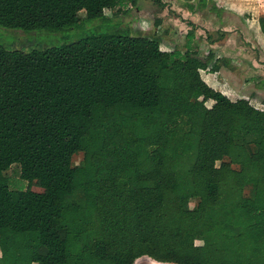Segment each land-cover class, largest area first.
Wrapping results in <instances>:
<instances>
[{"label":"trees","instance_id":"16d2710c","mask_svg":"<svg viewBox=\"0 0 264 264\" xmlns=\"http://www.w3.org/2000/svg\"><path fill=\"white\" fill-rule=\"evenodd\" d=\"M137 3L0 0V26L60 32ZM194 39L166 51L126 27L0 45V264H264V110L204 81L220 60Z\"/></svg>","mask_w":264,"mask_h":264},{"label":"rangeland","instance_id":"374dc122","mask_svg":"<svg viewBox=\"0 0 264 264\" xmlns=\"http://www.w3.org/2000/svg\"><path fill=\"white\" fill-rule=\"evenodd\" d=\"M208 5L211 6V8L203 11L207 17L212 18L211 22L215 23L213 26L207 22V20L209 21L207 17H202L200 14L194 16L196 17L194 19H197L198 21V23H196L197 26L195 25V32L196 37L201 40V52L203 54H208V50L210 49H219L224 53L223 55L225 58L237 60L233 61L231 64L230 62L227 63L228 61L225 63L219 61L218 64L220 70L218 72L211 70L202 72L203 75H206V79L210 81L207 82L208 85L215 89H219L218 86H221V91L227 94L232 100H238L240 98L253 100L252 102L255 103L257 107L264 110V90H259V87H255L260 86L261 83H263L260 87L264 88V56L260 57V52L258 53V56L255 53V51L258 50L257 46L259 45V48H261V44H264L263 35L257 27V14L254 17L253 13H251V19L254 18V20L252 21L253 25H251L249 32L244 28L243 23L233 21L230 17L224 14L225 11H233L236 15L240 14L241 10L254 11L255 9L253 7H256L255 1L208 0ZM137 6H139L141 10H138L137 7H133L132 9H129L127 12L128 14L123 18H116L112 15H108L107 19L100 18L87 23H84L85 13L82 12L80 14V20L84 25L80 24V26L60 32H51L47 30L26 32L17 29H7L0 26V45L9 50L28 53L34 50H44L51 47L70 44L93 33H105L114 28L123 29L126 27L130 28L131 31L136 30L144 34L156 31L161 35H164L163 28L161 27L158 29V26L154 24L155 20H160L159 18L164 21H167L168 19L167 17L158 14L161 12L159 10L160 6L156 5L154 0H138ZM218 14L220 15V20L226 18L223 26L219 25L220 20ZM136 17L139 18V21L134 20ZM127 24H130L131 27ZM163 25L164 29L168 26L167 23ZM183 27L187 29L193 28L191 26L187 27L186 25ZM171 37L173 38L174 35ZM177 44L178 41H164L162 49L170 51L174 48V45ZM262 51L264 52V49H262ZM221 57L222 55H220V58ZM229 64L230 66H228ZM209 78H211V80ZM214 78H216L219 83H216ZM254 92L256 95L255 97H252ZM81 159L82 155H79L75 158V161L79 163ZM6 174L7 177L10 178L13 187L28 188V183L22 181L20 178L19 166H13ZM32 189L36 192H42L40 188L35 186H33ZM194 204L195 203L192 202L191 206L193 207ZM135 264L161 263H157L148 257H143L138 259Z\"/></svg>","mask_w":264,"mask_h":264},{"label":"crops","instance_id":"0c3cea01","mask_svg":"<svg viewBox=\"0 0 264 264\" xmlns=\"http://www.w3.org/2000/svg\"><path fill=\"white\" fill-rule=\"evenodd\" d=\"M161 1L164 3V7L163 8L160 7L159 10L161 12L158 13V14H161L162 16L167 17L168 19H167V21H164V20H161V18H159L160 20H155L154 21V24L156 26H158V29H160L161 27L163 28L164 41H166V42L167 41H177V40H180V41H183L184 40L185 41L186 36L188 35V33L191 30H193L195 32V28L197 26L196 23H198V21H197V19H194V18H196L194 16H196V15L198 16V14H200L202 17L203 16L207 17L204 14V11L203 10H207V9L209 10L211 8V6H209V5L207 7H205V9H200L197 6V7H193V10H191L190 9V5L189 4H186L182 0H161ZM251 1L252 2L255 1L256 7H253L255 9L254 11L253 10H250V11H247V10L242 11L241 10L240 14H238V15H236V13L233 12V11H225L224 12V14L226 16L230 17L233 21H238V22L243 23L244 28L248 32L250 31L251 25H253L252 24V21L254 20V18L251 19V17H252L251 16V13H253L254 17L257 14L256 17H257V21H258V19L261 16V14H263L262 9H263V4H264V0H251ZM221 12H223V11H221ZM218 17H219V20H220V15L219 14H218ZM207 18L209 19V21L207 20V22L210 23V25L213 26L215 23L214 22H211L212 21V18H210V17H207ZM225 19L224 20H220V22H219V25L220 26H223L225 24L224 23L225 22ZM165 23H167L168 26H166V28L164 29V25L163 24H165ZM173 25H175V26H173ZM182 25L183 26L186 25L187 27H190L191 26L193 28H191V29L188 28L189 29L188 30L187 28L183 27ZM257 27H258V29H260L258 22H257ZM157 33L160 34L159 32H157ZM172 35H174L175 38L174 37L172 38L171 37ZM263 38H264V35H263ZM194 42H195L194 45H193L194 47H197L201 43V40L196 37V32H195ZM261 45H262L261 48H259V45H258L257 46L258 47V50L255 51V53L257 54V56H258V53L260 52V57L264 56V52L262 51V49H264V44H261ZM200 49H202V46L200 47ZM210 50H213V49H210ZM210 50H208V52ZM213 51H215V59L216 60L223 61L224 63L228 61L227 63L230 62V64L233 61H237L236 59H228V58H225L224 55H223L224 53H222L219 49L218 50H213ZM204 55L206 56L207 54H204ZM220 55H222L221 58H220ZM230 64L228 66H230ZM204 72H207V71H204ZM205 76L206 75H203V73H202V77H203L204 81H206V83L207 82H210L208 79H206ZM209 79L211 80V78H209ZM214 80H215L216 83H219L216 78H214ZM262 84L263 83H261V85ZM260 86H255V87H259L258 88L259 90H264V88H261ZM218 88L219 89H216V90L221 91V89H220L221 86H218ZM221 92L223 94H225L223 91H221ZM225 95L227 96V94H225ZM255 95L256 94L254 92L252 94V97H255ZM233 101H236V100H233Z\"/></svg>","mask_w":264,"mask_h":264},{"label":"built area","instance_id":"2783aa9c","mask_svg":"<svg viewBox=\"0 0 264 264\" xmlns=\"http://www.w3.org/2000/svg\"><path fill=\"white\" fill-rule=\"evenodd\" d=\"M263 14H264V4H263Z\"/></svg>","mask_w":264,"mask_h":264}]
</instances>
